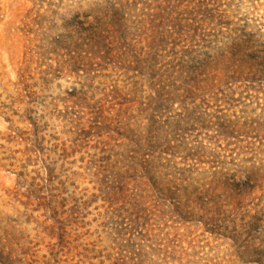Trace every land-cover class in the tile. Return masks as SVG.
<instances>
[{
	"label": "rangeland",
	"instance_id": "374dc122",
	"mask_svg": "<svg viewBox=\"0 0 264 264\" xmlns=\"http://www.w3.org/2000/svg\"><path fill=\"white\" fill-rule=\"evenodd\" d=\"M0 264H264V0H0Z\"/></svg>",
	"mask_w": 264,
	"mask_h": 264
},
{
	"label": "trees",
	"instance_id": "16d2710c",
	"mask_svg": "<svg viewBox=\"0 0 264 264\" xmlns=\"http://www.w3.org/2000/svg\"><path fill=\"white\" fill-rule=\"evenodd\" d=\"M86 33L88 34V33H90V31L88 30V31H86Z\"/></svg>",
	"mask_w": 264,
	"mask_h": 264
}]
</instances>
